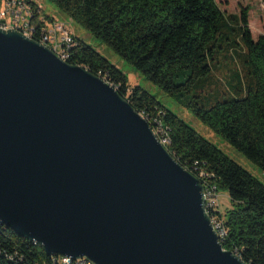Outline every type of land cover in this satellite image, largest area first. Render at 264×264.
Here are the masks:
<instances>
[{
	"label": "water",
	"instance_id": "95a60500",
	"mask_svg": "<svg viewBox=\"0 0 264 264\" xmlns=\"http://www.w3.org/2000/svg\"><path fill=\"white\" fill-rule=\"evenodd\" d=\"M0 225L49 257L247 264L225 250L202 182L102 77L0 28Z\"/></svg>",
	"mask_w": 264,
	"mask_h": 264
},
{
	"label": "trees",
	"instance_id": "16d2710c",
	"mask_svg": "<svg viewBox=\"0 0 264 264\" xmlns=\"http://www.w3.org/2000/svg\"><path fill=\"white\" fill-rule=\"evenodd\" d=\"M14 1L30 9L31 38L41 43L43 30L53 19L43 15L33 0H0V8ZM49 1L170 96L189 95L190 88L207 79L213 67L236 74L238 63L243 78L238 76L235 89L245 87V94L208 106L191 96L187 107L264 172V36L253 39L247 9L239 16L226 15L216 0ZM223 29L240 38L239 50H234L237 63L232 57L234 43ZM73 40L64 61L102 77L152 130L161 127L162 145L202 182L206 192L228 194L232 208L224 216L207 210L212 221L219 223L223 248L247 264H264V185L148 91L139 86L130 90L128 77L92 46L74 35ZM60 261L61 257H49L40 246L0 225V264Z\"/></svg>",
	"mask_w": 264,
	"mask_h": 264
},
{
	"label": "rangeland",
	"instance_id": "374dc122",
	"mask_svg": "<svg viewBox=\"0 0 264 264\" xmlns=\"http://www.w3.org/2000/svg\"><path fill=\"white\" fill-rule=\"evenodd\" d=\"M41 8L43 15L48 16L55 22H59L66 26L68 32L73 36L86 42L92 46L96 51L103 55L109 60L114 66L120 69L127 77L129 83V89L132 90L134 87L139 86L148 91L156 100L167 110H170L181 118L187 125L196 130L206 140L213 143L221 151H223L228 157L239 164L241 167L250 172L264 185V172L256 164L247 159L241 152L236 150L234 147L229 145L219 135L214 133L209 127L202 123L187 107V101L192 96H198L197 101L203 105H210L223 99L239 98L241 94L246 93V88L242 90H236L235 85L238 79L243 78V73L239 70V64L236 61V53L234 50H239L237 43H240V38L235 32H229L228 29H223V33H226V37L234 43L231 46L232 57L237 63L238 72L236 74H230L227 70H220L218 67L212 68V74L207 79H201L196 82L190 88V94L182 97L170 96L163 92L159 87L155 86L149 80H147L140 72H138L131 64L122 60V58L116 54L111 48L103 44L100 40L96 39L86 29L71 21L63 12L55 7L49 0H33ZM221 10L226 15L239 16L243 10H248V21L249 28L251 30L253 39L257 41L261 36H264V0H216ZM5 3L0 8V15L6 24H11L13 14H6L7 12ZM20 11L17 13L19 14ZM233 26H237L236 23L232 22ZM225 35V34H224ZM228 43V42H227ZM223 45V44H222ZM221 62L222 60H218ZM213 65V63H211ZM234 82V83H233ZM217 211L221 212L224 216L227 211L232 208L231 200L227 193H220L215 199L211 200V203ZM207 209V208H206Z\"/></svg>",
	"mask_w": 264,
	"mask_h": 264
},
{
	"label": "built area",
	"instance_id": "2783aa9c",
	"mask_svg": "<svg viewBox=\"0 0 264 264\" xmlns=\"http://www.w3.org/2000/svg\"><path fill=\"white\" fill-rule=\"evenodd\" d=\"M7 13L6 14H13V19L11 21V24H6V21L3 20V17L0 15V28L3 29H15L23 34L31 37V33H33L34 28L30 26L29 18L31 16V11L22 2L14 1L12 3H5ZM18 11L19 14L17 13ZM41 44L45 45L48 48H51V50L57 55V56H65L67 60V50L74 45L73 36L68 32L66 29V26L64 24H61L59 22H50L46 24V27L43 30V34L41 37ZM154 134L158 138V140H161V144L165 145L164 139L162 137L163 135V129L161 127L156 128L153 130ZM217 195L212 193L211 191L205 190V198H206V205L207 210L213 209L216 210V208L213 206V203H211V200L216 198ZM213 225L215 230L217 231V234L219 237L222 235V233L218 232L219 229V223L213 220ZM62 264H73V260H70L68 258H62L61 261ZM81 264H94L89 260H85V258L81 259Z\"/></svg>",
	"mask_w": 264,
	"mask_h": 264
},
{
	"label": "bare ground",
	"instance_id": "6f19581e",
	"mask_svg": "<svg viewBox=\"0 0 264 264\" xmlns=\"http://www.w3.org/2000/svg\"><path fill=\"white\" fill-rule=\"evenodd\" d=\"M50 50H51V48H49ZM52 51V50H51ZM61 60H63L62 58H63V56H58ZM64 61V60H63ZM206 208H207V205H206ZM213 222V221H212ZM57 259V258H56ZM85 260H87L86 258H85ZM73 263H75V264H81V259H78V260H75V261H73Z\"/></svg>",
	"mask_w": 264,
	"mask_h": 264
}]
</instances>
